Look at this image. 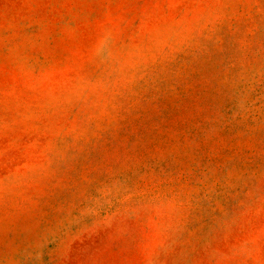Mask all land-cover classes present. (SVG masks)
<instances>
[{"label":"rangeland","instance_id":"rangeland-1","mask_svg":"<svg viewBox=\"0 0 264 264\" xmlns=\"http://www.w3.org/2000/svg\"><path fill=\"white\" fill-rule=\"evenodd\" d=\"M0 264H264V0H0Z\"/></svg>","mask_w":264,"mask_h":264}]
</instances>
